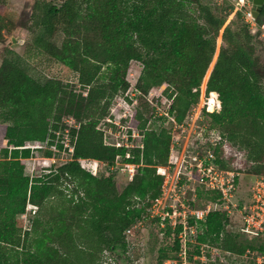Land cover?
<instances>
[{"label": "trees", "instance_id": "obj_1", "mask_svg": "<svg viewBox=\"0 0 264 264\" xmlns=\"http://www.w3.org/2000/svg\"><path fill=\"white\" fill-rule=\"evenodd\" d=\"M5 2L0 0V5ZM29 3V12L18 23L31 37L25 54L28 57L33 50L34 55L66 66L76 80L70 84L50 77L42 82L28 73L24 55L7 45L3 49L0 264H99L105 251L116 264L119 257L132 264L130 248L134 244L127 239L126 230L148 217V209L160 193L163 176L156 169L168 162L171 133L165 126H148L149 111L154 108L145 102L143 111L136 105L128 122L143 135V147L104 144L98 125L116 98L128 90L131 61L141 64L134 87L139 94L167 85L171 102L160 118L172 121L173 117L180 124L198 104L211 117L210 129L217 126L220 131L214 148L218 165L232 169L235 158L231 152L224 156V146L235 147L243 160L234 170L264 175V60L257 50L258 40L263 38L264 3L254 30L243 18L246 5L232 0ZM13 27L0 14V43L5 40L3 32ZM64 116L73 117L78 126H69ZM65 134L72 152L64 147ZM35 141L46 148L23 147ZM51 148L69 158L47 174L27 175L24 160L32 156L33 149L50 158L55 155ZM127 150L129 158H125ZM118 155L123 162L137 165L120 190L111 174L115 171L93 175L81 165L82 159L111 164ZM197 192L203 200L219 198L215 191ZM28 204L36 210L26 228L21 215ZM231 220L224 212L213 211L198 222L195 241L186 244L187 262L190 245L197 253L201 248L216 251L218 264L217 254H264V236L249 238L245 232L231 231L227 227ZM179 230L180 226L164 230L175 238L177 259L182 250ZM170 257L161 249L158 263Z\"/></svg>", "mask_w": 264, "mask_h": 264}, {"label": "built area", "instance_id": "obj_2", "mask_svg": "<svg viewBox=\"0 0 264 264\" xmlns=\"http://www.w3.org/2000/svg\"><path fill=\"white\" fill-rule=\"evenodd\" d=\"M238 1L247 4L243 18L252 30L256 29L251 0ZM129 90L123 96L116 98L109 114L98 125V129L103 132L105 145L127 149L143 147V135L136 127L128 123L137 101L136 97L128 96ZM134 90L138 93L135 88ZM127 96L130 100L126 98ZM123 119L125 121H122ZM170 119L174 122L177 131L171 134L168 162L163 166H157L156 172L163 176V180L159 195L148 209V217L155 219L163 230L166 226H170L172 230L180 226L177 234L182 245L179 258H167L164 264L172 262L187 264L186 244L195 241L196 224L203 221L213 211L224 212L229 217L239 215V221L233 219L227 224L231 231L245 232L249 238L259 234L264 236V175H254L248 197L241 204L235 202L239 172L234 169L221 168L216 162L214 148L220 140L218 132L215 129L207 130L195 123L193 126L189 124L187 129L188 123L177 124L173 117ZM63 121L69 126H78L71 116L64 117ZM67 131L66 129L65 132ZM191 135L192 141L189 140ZM183 139L187 141L182 143ZM63 140L64 147L68 152H72L73 146L67 134L64 135ZM35 143L36 145H31L28 142L23 147H42L43 143L37 141ZM129 157L130 151L127 150L125 158ZM81 165L93 175L102 170H108L121 173L127 179L133 176L137 167L134 163L123 162L119 155L111 164L93 159H82ZM198 189L215 191L219 194V198L203 200L199 198ZM28 208L32 209V212L36 210V206L31 204H28ZM21 217H24V214ZM132 226L126 230V234L131 232ZM255 261L257 264H264V254L257 255Z\"/></svg>", "mask_w": 264, "mask_h": 264}, {"label": "rangeland", "instance_id": "obj_3", "mask_svg": "<svg viewBox=\"0 0 264 264\" xmlns=\"http://www.w3.org/2000/svg\"><path fill=\"white\" fill-rule=\"evenodd\" d=\"M232 1L240 4L238 0ZM29 2L30 0H6L5 4L0 5V14L4 16V18H6L9 22H12L14 24V27L10 31L3 32L5 40L0 43V61L3 49L5 45H7L12 50L25 56L28 64V73H30V75L34 78L44 82L50 77H56L63 82L73 84V82H75L76 80V74L66 66L47 59L46 57L34 55L33 50L30 52L28 57L25 54V44L28 41L30 42L31 37L24 28L18 25V23L22 14L24 12H29ZM262 29L264 30V28ZM11 37H15L16 41L12 42ZM262 37L264 38L263 31ZM17 38L22 39L23 42H18ZM263 38L260 40L257 39L259 42L257 43V50L264 60ZM55 40L57 41V43H59V35L56 36ZM140 70L141 64L139 62H130L126 76L127 80L129 81L128 89H130L128 92V96H132V98L136 97V105L139 106V110L143 111L145 105H143L142 103L145 102L149 106H152L154 108V111L152 112L150 107H147L150 109L148 126H151L155 129H159L161 126H165L171 134H174L177 131V129H175L174 122L170 121L168 118H160V114L162 115L168 110L171 102V99L168 98L165 91L167 85L162 84L160 87L151 88L147 94L136 93L134 87L136 86L135 83L139 76ZM128 96L126 98L130 100ZM136 105L134 108H136ZM182 123H188L186 125L187 129L189 128V124L193 126L194 123L195 125L198 124L199 126H203V128H206L207 130L212 127L211 117L204 114L198 104L191 108ZM214 129L216 132H220L217 126H214ZM189 140H193L192 135L190 136ZM185 141H187V139H183L182 143H184ZM30 143L31 145H36L35 142ZM41 148L43 150L46 148L44 143L42 144ZM52 150L54 151L55 155L53 157L47 158L42 156L43 153L41 151L33 149L32 156L24 160L25 173L29 176L47 174L50 169L55 168V166L60 165L69 158V156L67 154H64L62 151L58 152L56 149ZM230 152L232 153V157L235 158L230 166L232 167V169L240 168L241 162L243 160V155L237 152L235 147L228 148L227 146H224V156H227V154ZM103 173L105 175H108V173L106 172ZM111 174L114 175L116 186L120 190L125 185L127 178L124 177L121 173L114 172ZM252 178L253 175L246 172L245 170L242 169L241 171H239L238 191L235 195V202L240 203V201H243L248 197ZM69 187L70 184H68V188ZM32 215V209H29L27 206L26 212L24 213L23 217L24 225L26 228L30 226ZM232 218L239 221V215L237 214H235ZM229 230L231 229L229 228ZM127 239L134 244L132 245L133 247L130 248V256L131 259H133L132 264H159L158 257L161 249L165 250L168 254L177 259V257H175L176 252H174L173 245L175 239L174 236L171 234L166 235V232L149 217H146V219L140 221L138 224L135 223L132 226L131 232L127 234ZM199 251L200 252L197 253L195 246L190 245L189 259L187 264H218L214 257L216 251H214L213 249L207 250L206 248H201ZM208 251L209 253H207ZM207 254H210V256H208ZM217 256L221 264H256L254 261L256 252L248 253L246 256L228 254L226 256L217 254ZM164 261L165 260H163L161 264H164ZM99 264H116V259H114L113 255L110 252L105 251L101 253ZM119 264H126L121 257H119ZM171 264L176 263L172 262ZM177 264L180 263L177 262Z\"/></svg>", "mask_w": 264, "mask_h": 264}, {"label": "water", "instance_id": "obj_4", "mask_svg": "<svg viewBox=\"0 0 264 264\" xmlns=\"http://www.w3.org/2000/svg\"><path fill=\"white\" fill-rule=\"evenodd\" d=\"M252 3V14L254 16V18H256L259 14L260 8L264 3V0H251ZM18 42L22 43L23 40L20 38H17ZM11 41L15 42L16 38L15 37H11ZM9 43V42H8Z\"/></svg>", "mask_w": 264, "mask_h": 264}]
</instances>
